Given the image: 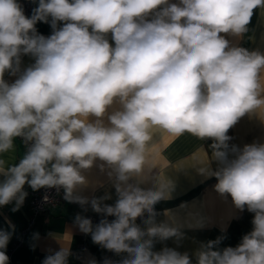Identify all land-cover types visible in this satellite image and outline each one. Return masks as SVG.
Here are the masks:
<instances>
[{"label":"clouds","instance_id":"clouds-1","mask_svg":"<svg viewBox=\"0 0 264 264\" xmlns=\"http://www.w3.org/2000/svg\"><path fill=\"white\" fill-rule=\"evenodd\" d=\"M256 9L264 10V0H39L29 17L18 0H0V153L17 137L28 145L19 163L0 159V206L14 201L17 211L25 184L62 187L65 199L116 218L76 222L94 243L128 253L121 264H192L187 253L153 251L154 238L180 236L154 220L171 180L158 176L148 190L129 183L152 169L153 129L187 132L211 139L220 165L198 171L214 176L216 190L236 208L254 213L252 230L236 247L219 249L222 237L208 241L196 264H264V143L228 144L238 120L264 108V53L230 46L222 35L246 33ZM49 17L53 32L44 37L35 26ZM22 54L35 58L23 71ZM6 71L19 75L9 84ZM114 104L119 109L109 113ZM97 160L115 176V205L102 206L107 196L89 201L77 194L88 184L83 171ZM145 212L146 231L135 223ZM10 236L0 230V264H8ZM68 256L63 248L42 264H67Z\"/></svg>","mask_w":264,"mask_h":264},{"label":"crops","instance_id":"crops-1","mask_svg":"<svg viewBox=\"0 0 264 264\" xmlns=\"http://www.w3.org/2000/svg\"><path fill=\"white\" fill-rule=\"evenodd\" d=\"M31 3L30 17L33 10L38 6L39 0H18V2ZM170 3H178V0H169ZM58 27L62 26L59 22ZM38 34L48 37L52 34L51 18L49 22H37ZM248 31L242 36L222 34L229 40L230 46H238L249 51H260L264 53V10L256 9L249 23ZM109 41L111 36L109 34ZM35 62L31 55H21V71ZM19 74L11 75L8 71L4 79L9 84L14 82ZM119 104H114L108 109L111 113L119 109ZM90 119H95L90 117ZM107 123V117L104 118ZM153 139L147 149L148 163L152 166L150 171L146 170L145 178L138 180L132 177L129 183L137 184L145 190L155 189L158 186L157 177L171 180L168 197L162 199L154 206L155 223L167 224L175 227L180 233L179 237H170L161 240L153 239V251L159 252L164 248H172L180 253H187L192 258V264H196L195 253L208 241L222 237L219 249L236 247L242 237L249 233L252 228L254 213L236 208L229 194L221 195L215 188L217 179L214 176H205L198 170L210 167L217 170L220 166L212 160L211 139H199L190 133L172 135L162 129H153ZM229 148L235 145L243 148L246 144L264 143V108H258L252 115L241 117L229 130ZM14 147L8 152L0 153V159H4L7 165L19 163L26 153L23 144L15 138ZM232 158L231 154L230 157ZM104 163L97 160L91 169L83 171L88 184L81 186L77 194L88 198L110 197L104 199L102 206L115 205L118 195L115 190V176L111 178L108 173L111 169L105 165L101 170L100 165ZM27 184L24 190H31ZM29 195L27 194L23 204L17 211H12L15 202L7 205L0 213V230L11 234L5 251L6 255L13 246L15 239L22 237V244L14 249L11 254L13 264H42L44 259L60 251L63 248L69 250L67 264H121L128 258L126 252L115 253L93 242L91 233H83L76 222L77 216L85 217L90 211L87 205L77 206L63 203L48 212L40 213L33 219L28 227L30 219ZM136 224L145 230L149 226L145 223L149 214ZM28 227V228H27ZM27 230L22 234L24 229ZM85 247L81 259H77L73 251L80 246Z\"/></svg>","mask_w":264,"mask_h":264},{"label":"built area","instance_id":"built-area-1","mask_svg":"<svg viewBox=\"0 0 264 264\" xmlns=\"http://www.w3.org/2000/svg\"><path fill=\"white\" fill-rule=\"evenodd\" d=\"M21 5L23 7L24 14L26 16H28L29 11L31 10V3L27 1V2L21 3ZM17 139L23 144L25 150L27 151L28 145L23 141L22 138L17 137ZM24 191H26L27 194L29 195L28 204H29V209H30L31 215H30V219L28 222V227L33 223V219L36 215H38L40 213L48 212L50 210H53L65 202L73 204V205L81 206L77 202H72V201L65 199V192H64V189L62 187H53V188L42 187L38 190L31 189V190H24ZM87 206L89 207L90 211H88L86 213L85 217L89 218L92 221L93 226H95L102 219H105V218H107L109 220V222L116 219L114 216L105 217V215L103 213L94 212L92 210L90 203L87 204ZM6 207H7V205L0 206V213L3 210H5ZM145 218H146V213H144L141 217H137L136 220L142 221ZM27 228L22 231V234H24V232L27 230ZM21 244H22V237L19 236L15 239L13 246L9 249V251L7 253V256L9 258L8 264H13V262L11 260V254L14 251V249L19 247ZM84 252H85V247L82 245L73 251V253L77 257V259H81Z\"/></svg>","mask_w":264,"mask_h":264}]
</instances>
